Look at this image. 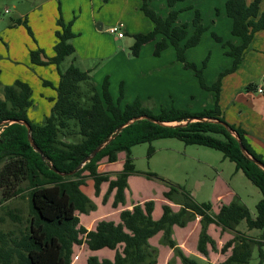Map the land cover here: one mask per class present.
I'll return each mask as SVG.
<instances>
[{"label":"trees","instance_id":"obj_1","mask_svg":"<svg viewBox=\"0 0 264 264\" xmlns=\"http://www.w3.org/2000/svg\"><path fill=\"white\" fill-rule=\"evenodd\" d=\"M140 1V10L151 22L152 30L133 36V56L137 57L143 45L153 41L156 35H161L166 46L174 49L176 60L182 63L184 68L193 71L199 87L214 93L212 107L197 112L175 107L160 108L154 113L138 98L129 104H122L121 84L119 96L113 101L107 78L102 82L100 93L95 92L90 97V106L79 107L81 93L77 84L84 82L88 75L72 65L65 71L58 69L60 62L74 53V47L68 42L74 37L70 24L64 25L59 19L56 22L59 30L54 33V56L42 58L40 49L30 51L29 54L30 61L35 66H57L58 84L53 86L50 82L43 81V86L56 92L50 115L41 124H35L29 119L27 112L32 105V90L25 82L16 80L11 85H6L0 98V123H26L30 128L33 143L42 153L41 155L36 152L30 145L25 125L14 122L0 127V201L26 197L29 206L26 232L20 233L18 237L13 231H0V264H71L73 246L82 244H85L89 251L104 248L114 251L112 259L91 255L87 257L85 264H156L158 250L149 240L159 232L162 233L164 245L181 264H197L194 259L183 253L172 238L173 226L185 227L196 217H199L200 223L196 249L202 256L208 257V247L213 252L217 251L216 242L207 232L208 226L213 224L220 228L221 232L234 233L219 250L221 254L228 251L230 254L218 264H248L253 246L258 247L259 264L262 263L263 243L246 237L236 230V226L245 221L249 230L264 231V171L242 154L237 140L228 129L239 137L244 149L253 159L262 165L264 161L251 149L245 138L246 132L227 123L218 106L222 77L237 69L254 35L264 31L261 0H252L248 5L245 0H228L225 3V13L232 20L231 34L239 37L241 44H228L234 56L232 67L220 73L210 86L205 83L203 76L207 60L197 66L187 62L185 58L186 50L197 46L204 32L198 21V13L195 12L192 21L194 31L187 37L184 26L176 24L177 11L171 9L167 16L162 18L150 8L151 0ZM178 1L181 0H166V6L172 8ZM19 23L17 21V24ZM27 31L32 35L29 28ZM212 37L217 42L221 41L215 34H212ZM140 116L147 119L137 120L124 127L89 162L71 174L95 148L113 136L117 128ZM204 118L218 122L194 121L182 125L190 119ZM66 120L75 121L79 140L60 138V134L64 133L62 129L73 133ZM154 121L172 125L163 126ZM168 138L177 139L185 145H197L219 151L224 159L232 162L235 170L240 171L261 194L255 205V215L252 216L245 205L236 199L221 205L218 212L213 213L211 203H197L189 192L177 186H170L163 193V197L168 200L175 196L180 198V209L177 212H173L169 205L164 204L161 217L153 220L151 213L154 202L148 200L143 204H133L130 210H122L118 223L101 220L93 230H86L81 226L77 213L88 214L96 209L93 201L81 189L86 185V181L92 180L95 196H98L101 184L107 183L103 203L112 191H115L112 207L123 205L124 191L128 188L127 179L138 173L130 157V149L139 144ZM121 152L125 153L121 171L98 172V165L103 159L114 163ZM152 153L153 149L150 147L148 157ZM111 176H114V179H111ZM145 176L151 178L152 174ZM9 216L12 221L20 223L16 215ZM78 258L77 256L74 260Z\"/></svg>","mask_w":264,"mask_h":264},{"label":"rangeland","instance_id":"obj_2","mask_svg":"<svg viewBox=\"0 0 264 264\" xmlns=\"http://www.w3.org/2000/svg\"><path fill=\"white\" fill-rule=\"evenodd\" d=\"M224 1L181 0L173 6L178 12L181 25L190 34L195 12L198 13V21L204 28L205 37H202L198 46L186 50L185 58L187 62L198 61L191 62L197 66L204 60H207V66L211 58L207 74L203 71L204 79L217 77L219 74L214 73L217 66L224 67L221 70L223 73L233 64L231 61L230 66H225L221 59L220 54L229 50L227 47L224 49L222 45L227 41L219 37L221 41L217 42L212 37V34L217 36L218 31L225 34V27L231 23L224 15L222 19L226 23L219 21L218 26H214L219 10L225 5ZM139 6L138 0H0L1 82L6 84L11 78L19 80L26 76L40 81L45 77L49 82L54 81L56 77L58 79L56 65L35 66L31 63L29 54L30 51L40 49L42 58L54 56V31L59 30L56 22L61 19L64 25L70 24L74 37L68 42L74 47V53L61 61L58 69L65 71L72 65L82 72H87V79L80 84L82 106L90 105V97L95 92L100 93L102 82L107 78L113 101L119 96L121 84L122 104H129L138 98L154 113L160 108L170 107L199 111L198 107L206 101L205 96L209 95L200 89L193 71L184 68L183 64L176 60L174 49L166 47L161 55L157 52L154 54V42L159 41L160 35H157L153 42L144 45L137 57L133 56V36L152 29L151 22L142 14ZM149 6L158 15L166 14V0H153ZM17 21L20 23L17 24ZM119 24L122 25L118 30L124 35L122 39H119L117 34L109 33L110 28H118ZM27 28L32 35L28 33ZM5 86L0 83V97L3 96ZM36 93L44 95L38 90ZM38 108L37 104H34L29 111L34 113ZM225 121L229 123L228 120ZM150 147L153 153L148 157ZM122 154L125 155L121 152L120 159H123ZM130 157L139 175L146 177V174H152L149 183L138 184L134 188L139 191L140 197L158 202L164 198V190L177 186L192 193L195 202L212 203L216 207L212 190L217 189L225 197V188H232L237 191L234 199L244 204L252 216L255 215V205L261 198L259 190L240 171H236L234 164L224 159L219 151L197 145H185L177 139L168 138L136 145L130 149ZM105 163L107 164V161L103 159L99 165ZM89 186L83 187V190L88 192ZM102 195L103 193H100L98 198H94V202H97L95 204L98 220L114 218L113 208L109 207L106 201L103 203ZM10 214L16 215L20 223L12 221ZM77 215L84 218L80 213ZM28 220L29 206L26 197L0 201V231H13L15 236L19 237L20 233L27 231ZM236 230L248 238L261 241L264 254L263 230H249L245 221H241ZM227 234L220 237L219 248L232 238L234 233ZM152 244L157 250L159 248L156 264L175 263L177 257L165 259L168 248L162 239L156 238ZM72 249L71 264H77L79 259L90 255L86 246L75 245ZM193 250L189 257L197 264H218L221 257L230 254L228 251L223 256L217 250L214 252L216 254L207 258L197 253L196 248L193 247ZM77 256L78 260H74ZM99 257L102 255L99 254ZM259 260L258 247L253 246L248 264H259ZM261 264H264V259Z\"/></svg>","mask_w":264,"mask_h":264},{"label":"crops","instance_id":"obj_3","mask_svg":"<svg viewBox=\"0 0 264 264\" xmlns=\"http://www.w3.org/2000/svg\"><path fill=\"white\" fill-rule=\"evenodd\" d=\"M138 1H140V0H138ZM152 1L153 0H151L150 2L152 3ZM227 1L228 0H225L224 4ZM150 2H149V5L151 4ZM251 2H252V0L246 1V4L248 5ZM140 6H141V1H140ZM140 6H139V9H140ZM171 9H173V7L172 8L167 7L166 14L165 15H159V16L162 18L166 17L168 12ZM262 10H264L263 0H261V2H260V11H262ZM224 15H226L225 5L222 9L219 10L218 18H217V20L214 21L215 27L218 26L219 21H221V23H226L225 20L222 19L224 17ZM226 17L228 19H230L227 15H226ZM176 24L182 27L180 21L178 20V17H177ZM121 27H122V25H121ZM231 28H232V20H231V23H229V25L225 27V34L218 31L217 36L221 37L223 39V41H227L226 43L222 44L224 49H225V47L229 48L228 44H232L234 46H239L241 44V39L239 37L233 36L231 34ZM55 31H54V33H55ZM193 31H194V27H193V30L191 31V34L193 33ZM137 34H141V33H137ZM144 34H146V33H144ZM189 34L190 33H187L186 36L189 37L191 35V34L190 35ZM204 35L205 34H203L202 37H205ZM228 35H230V36H228ZM156 36H155L154 40H156ZM54 37H55V35H54ZM123 37H124V35H123ZM123 37H121V38L118 37V38L122 39ZM202 37H201V40H202ZM201 40H200V42H201ZM153 41H151V42H153ZM200 42L198 43V45L200 44ZM55 43H56V38H55ZM55 43H54V45H55ZM159 45L162 47H159ZM166 47H169V46H166L165 40L161 36L159 41L154 42V54H155V52H157L158 55H161L162 51H164V49H166ZM220 55H221L222 62L225 63V66H230L231 61L233 63L234 56L232 55L230 49L225 50V54L222 52ZM210 61H211V58H210ZM210 61L204 69L206 74H207V71L209 70ZM190 62H198V61H190ZM223 68L224 67H221L220 65L217 66V69H215L214 73L220 74L221 70ZM30 77L31 78H29L27 76L25 78H20L19 81L27 83L32 90V95H31L32 105L30 108H32V106H34V104L35 105L37 104V106L39 107L37 109V111L34 113L29 111L30 109H28L27 113H28L29 119L35 124H41L43 122V120L47 116L50 115V112H51L53 105H54V101L56 100V92H55V90H53L50 87L43 86V81H46L45 77L42 78L43 81H40L39 79L33 78L32 76H30ZM216 78L217 77L205 78V83L208 86H210L215 81ZM16 80H18V79L11 78L9 82H6V84L2 83L0 80V83L4 84V85H11ZM58 80H59V77H58V79L56 77L54 79V81H51L50 83L53 86H56L58 84ZM81 83L82 82L77 84V89H79L80 93H81V89H80ZM259 89L262 90L261 93L258 92ZM37 90L39 92H43L44 95H37V93H36ZM202 91L207 92V94L209 96H207V97L205 96V99L206 98L207 99H206V101H203L201 103V107H198V108H200V109H198L199 111L203 110V109L211 108L213 105V101H214V93L213 92L205 91V90H202ZM0 98H2V97H0ZM81 100H82V96L80 98V101ZM89 102H90V99H89ZM78 105H79V107H82V108L84 107L81 105V102H79ZM218 106L221 110V113H222L224 119L228 120L229 124L234 125L235 127H239L246 132L245 138H246L248 144L250 145L251 149L256 154L260 155L262 160L264 161V31H259L258 33H256L254 35V37H253L251 43L249 44L248 48L243 53V60H242L241 64L237 67V69L222 77L221 82H220V93H219V98H218ZM85 108H87V107H85ZM65 122L69 123V125L73 129V133L65 132L66 130L62 129L64 133L62 132L63 134H60V138L61 139L67 138L70 141L71 140H74V141L79 140L77 125H76L75 121L74 120H66ZM120 157H121V153L118 154L116 162H114V163H108L107 162V164L105 163V164L98 165V169H97L98 172L99 173H116V172L121 171L122 167H123L125 155L122 154L123 159H120ZM116 163H117V167H115ZM105 167H106V169H105ZM110 178L114 179V176H111ZM149 182H150V178L141 176V175H139V173H137L136 175L129 176L127 179L128 188L124 191L125 203L123 205L118 204L117 207H115V208L112 207V202H113V197H114L115 191H112V193L109 195V198H107V200H106V204L109 205V207L113 208L114 218L99 219L98 220V215L96 213L98 211V209L97 210L95 209V211H91L88 214H82L84 218H79L81 226L83 225V227L86 228V230H93L96 226V223L98 221H101V220L113 221L115 223H118L119 222V214L122 210H124V209L130 210L132 208L133 204H137V203L143 204L145 201H148L149 198L140 197L139 191H137L134 188H136V185H138V184H145V183H149ZM86 186L90 187L88 192L83 190V187H86ZM92 186H93V182H92V180L89 179L88 181H86V185L81 187V189L95 204L97 202H94V198H98L100 193L101 194L103 193V195H102V197H103L106 190H107L108 184L107 183L101 184L98 196L94 195V189L92 188ZM225 190H226V193H225L226 196L225 197L217 189L212 190V195H213L214 199H216V207H214V204L211 203L213 213H217L219 210V207L221 205L230 203L234 199V197L237 193V191L233 190L232 188L231 189L225 188ZM166 191L167 190H164L163 193ZM190 195L192 197H194V195L192 193H190ZM180 203H181V200L177 196L173 197L172 200L162 198L158 202L155 201L153 211L151 213L153 220H158L161 217L162 206L164 204L169 205L173 212H177L180 209ZM95 206H96V204H95ZM96 208H97V206H96ZM199 232H200L199 217H196L193 221L189 222L185 227L173 226L172 227V238L177 243V245L181 248L183 253L189 257V255L191 254L190 252L194 251L193 247L196 248ZM207 232L212 237V239L216 242V248L219 252V249L221 248V247L219 248V245L221 243L220 237L228 235L227 232H221L220 228L216 227L213 224L208 226ZM161 234L162 233L159 232L158 234H156L155 236H153L149 240V242L152 246H153L152 241H154V239H156V238L158 240L161 239ZM82 245L86 246L85 244H82ZM166 251L167 252H166L165 259L173 256L172 251L169 248ZM196 251H197V249H196ZM89 252H90L89 256L95 255L98 258L112 259L114 256V251L109 250L107 248H104V249H101L98 251H89ZM158 253H159V248H158ZM99 254H101L102 257H99ZM211 254H216V253L211 251L210 248L208 247V257ZM223 256H225V254H223ZM226 257H221L220 262L224 261ZM86 259L87 258H84V257L79 259L77 264H85ZM157 262H158V258H157ZM178 263L181 264L180 260L178 258H176V261L174 264H178Z\"/></svg>","mask_w":264,"mask_h":264},{"label":"water","instance_id":"obj_4","mask_svg":"<svg viewBox=\"0 0 264 264\" xmlns=\"http://www.w3.org/2000/svg\"><path fill=\"white\" fill-rule=\"evenodd\" d=\"M141 119H147V117L145 116H140V117H137V118H133L131 120H129L128 122H126L125 124H123L122 126H120L119 128L116 129L115 133L113 136H110L106 141H104L103 143H101L97 148H95L86 158H84V160L82 161V163L73 171L71 172V174L75 173L76 171H78L85 163L89 162L103 147H105V145L107 143H109L115 136V134L119 133L124 127H126L127 125L129 124H132L134 123L135 121L137 120H141ZM194 121H209V122H218L217 120H212V119H190L188 120L187 122L183 123L182 125H185L186 123L188 122H194ZM14 122H17V123H20V124H23L26 126L27 128V137H28V141L30 143V145L32 146V148L36 151V152H39L41 155L42 153L39 151V149L35 146V144L33 143L32 139H31V136H30V128L29 126L24 123V122H21V121H3L0 123V127L1 126H4L6 124H11V123H14ZM155 123H158L160 125H163V126H168V125H172V124H168V123H162V122H159V121H154ZM174 125V124H173ZM228 132L237 140L238 144H239V147H240V150L242 152V154L248 158L249 160H251L254 164H256L262 171H264V165H262L260 162H258L257 160L253 159L249 153L244 149L243 145L241 144V141L239 139V137L231 130V129H228ZM43 159H45L44 157H42ZM62 175H65V174H62Z\"/></svg>","mask_w":264,"mask_h":264},{"label":"built area","instance_id":"obj_5","mask_svg":"<svg viewBox=\"0 0 264 264\" xmlns=\"http://www.w3.org/2000/svg\"><path fill=\"white\" fill-rule=\"evenodd\" d=\"M120 27H121V24H119L118 28L117 27L110 28L109 29V33H111V34H117V37H119V38L123 37V34L118 31ZM258 92L261 93L262 90L259 89Z\"/></svg>","mask_w":264,"mask_h":264}]
</instances>
